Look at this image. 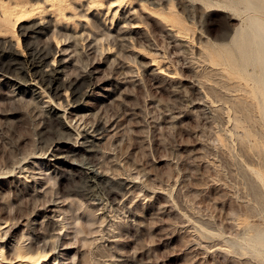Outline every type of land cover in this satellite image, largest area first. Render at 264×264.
<instances>
[{
  "label": "rangeland",
  "instance_id": "obj_1",
  "mask_svg": "<svg viewBox=\"0 0 264 264\" xmlns=\"http://www.w3.org/2000/svg\"><path fill=\"white\" fill-rule=\"evenodd\" d=\"M213 1L0 0L3 263L264 264Z\"/></svg>",
  "mask_w": 264,
  "mask_h": 264
},
{
  "label": "bare ground",
  "instance_id": "obj_2",
  "mask_svg": "<svg viewBox=\"0 0 264 264\" xmlns=\"http://www.w3.org/2000/svg\"><path fill=\"white\" fill-rule=\"evenodd\" d=\"M213 5H215L213 9L231 12L232 14L229 15L230 20H235L237 23L240 20L239 25H236V22L232 23V25L223 31L220 37L214 36L215 40L221 41H209L208 46L206 45L209 49L207 51L206 48L205 53L207 54L204 56L207 57L208 61L211 63L212 71H215L213 75H221V81L219 78L218 79L221 87L224 88L226 92L240 91L242 93L240 96L237 94V97L239 96L237 100L240 104H237L235 110L238 109L241 112L240 114L244 123L248 122L253 127V129H251V127L248 128V126L244 125V129L240 131L244 138L243 141L248 143L246 156L253 166L250 168L254 174V181L257 187L256 196L253 199L257 202L258 206L247 205L249 216L264 212V205L261 202L264 199V0H215ZM139 25L140 24H134L131 27H137ZM15 42L16 49L19 50L21 46L20 36L17 35ZM55 71L59 72L58 68ZM33 80L32 83L40 88V86H38L39 84L36 83L37 80ZM54 80L55 77L50 79L48 88L51 89V82L54 85ZM228 100L230 101V99ZM235 100L236 99H234V101ZM90 172L92 176L93 174L96 175L94 171L90 170ZM258 198L259 201L261 199V203H259ZM247 219L248 217L243 219V224L245 225L244 227L249 236V240L261 246L264 252V225L251 223ZM251 249L250 247V250ZM259 252L261 253L262 251ZM259 252H257V255ZM37 255L38 254H36V256ZM26 257H24L23 261H29L27 259L28 257L30 258V256L25 259ZM40 258L43 257L34 258L33 264H41ZM3 262H6V260L1 261L0 259V264H6Z\"/></svg>",
  "mask_w": 264,
  "mask_h": 264
}]
</instances>
